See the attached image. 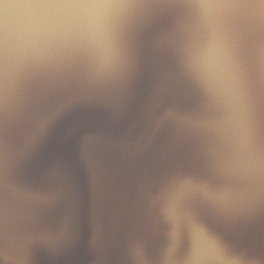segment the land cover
Listing matches in <instances>:
<instances>
[{
	"label": "water",
	"instance_id": "1",
	"mask_svg": "<svg viewBox=\"0 0 264 264\" xmlns=\"http://www.w3.org/2000/svg\"><path fill=\"white\" fill-rule=\"evenodd\" d=\"M131 2L118 72L37 74L0 107V264H132L140 242L158 261L174 210L179 255L201 226L264 264V111L258 167L188 66L192 46L215 56L216 18L200 0ZM231 22L249 71L264 73V27Z\"/></svg>",
	"mask_w": 264,
	"mask_h": 264
},
{
	"label": "clouds",
	"instance_id": "2",
	"mask_svg": "<svg viewBox=\"0 0 264 264\" xmlns=\"http://www.w3.org/2000/svg\"><path fill=\"white\" fill-rule=\"evenodd\" d=\"M136 7L131 0H0V107L5 114L13 96L37 74L74 64L99 66L105 74L118 72L119 28ZM195 7L217 20L215 56L208 60L201 49L192 46L188 66L209 99L224 108L226 124L249 146L259 167L264 73L249 71L236 44L247 33L231 19L234 13L251 16L259 33L264 27V10L249 0H200ZM52 119L44 117L41 132ZM167 218L173 221V242L158 261L145 243H136L130 249L132 264H256L246 252L226 247L201 226L192 228L190 250L179 255L175 242L179 217L174 210Z\"/></svg>",
	"mask_w": 264,
	"mask_h": 264
}]
</instances>
